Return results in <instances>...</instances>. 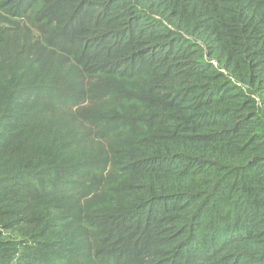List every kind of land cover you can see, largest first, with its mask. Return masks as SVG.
Returning <instances> with one entry per match:
<instances>
[{
	"label": "trees",
	"instance_id": "1",
	"mask_svg": "<svg viewBox=\"0 0 264 264\" xmlns=\"http://www.w3.org/2000/svg\"><path fill=\"white\" fill-rule=\"evenodd\" d=\"M0 264H264V0H0Z\"/></svg>",
	"mask_w": 264,
	"mask_h": 264
}]
</instances>
